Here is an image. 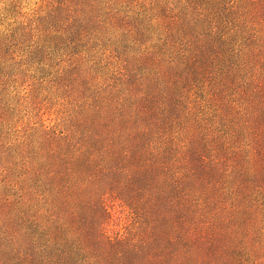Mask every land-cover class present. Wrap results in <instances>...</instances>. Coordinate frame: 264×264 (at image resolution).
<instances>
[{
    "label": "trees",
    "instance_id": "trees-1",
    "mask_svg": "<svg viewBox=\"0 0 264 264\" xmlns=\"http://www.w3.org/2000/svg\"><path fill=\"white\" fill-rule=\"evenodd\" d=\"M0 264H264V0H0Z\"/></svg>",
    "mask_w": 264,
    "mask_h": 264
},
{
    "label": "rangeland",
    "instance_id": "rangeland-1",
    "mask_svg": "<svg viewBox=\"0 0 264 264\" xmlns=\"http://www.w3.org/2000/svg\"><path fill=\"white\" fill-rule=\"evenodd\" d=\"M113 214H114V217L116 218V222L118 223V226L120 227L122 224V220L119 221V218L122 219V217L124 216L123 212H121L119 208L115 207L113 210Z\"/></svg>",
    "mask_w": 264,
    "mask_h": 264
}]
</instances>
